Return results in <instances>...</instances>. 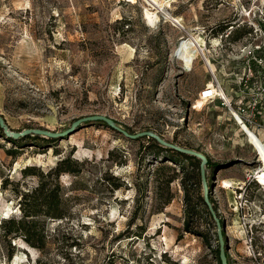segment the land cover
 Instances as JSON below:
<instances>
[{
  "label": "rangeland",
  "instance_id": "374dc122",
  "mask_svg": "<svg viewBox=\"0 0 264 264\" xmlns=\"http://www.w3.org/2000/svg\"><path fill=\"white\" fill-rule=\"evenodd\" d=\"M160 2L0 0V114L13 131H62L103 114L129 133L149 130L198 149L212 164L209 196L230 263L264 264V188L250 176L264 167V140L246 129L247 140L223 106L198 98L212 74L227 93L236 88L249 45L264 42V0ZM146 12L158 19L149 24ZM187 29L201 36L204 56L180 53ZM231 30L241 37L228 41ZM19 145L13 157L0 138V185L8 179L30 189L37 177H22L24 166L46 171L70 152L80 172L59 176L70 213L46 221L45 249L17 238L7 259L0 236V264H217L215 222L199 204L195 172H180L146 138L94 121L53 143ZM12 188L0 187V220L19 215ZM168 189L173 198L163 206ZM186 191L196 218L186 213Z\"/></svg>",
  "mask_w": 264,
  "mask_h": 264
},
{
  "label": "trees",
  "instance_id": "16d2710c",
  "mask_svg": "<svg viewBox=\"0 0 264 264\" xmlns=\"http://www.w3.org/2000/svg\"><path fill=\"white\" fill-rule=\"evenodd\" d=\"M224 28L225 27H221L220 30L223 31ZM232 32L233 30H231L229 34H227L226 36L228 38V41H236L241 37L240 34L237 33V30H235L233 34H231ZM247 32L249 33L250 30H248ZM126 130L129 131V129ZM0 138L5 139L7 142H10L12 144V147L14 148L7 149L6 153L13 157L17 155L16 149L23 147L20 146L19 144H21L23 141H26L27 139H31L33 141L39 139L45 143H53L57 140V138H46L40 135H31V134H27L25 136H21L17 139H14L12 137L6 136L1 127H0ZM141 138H146L150 142L152 147L156 150V153L158 155L162 152H165V155H162L161 158L165 157L166 161H170L175 165H177L180 172L184 173L187 167L193 169V171L195 172V176L197 177L199 183L201 184L200 171H199L200 160L198 158L192 155L178 152L172 148L164 147L160 145L157 141H155L153 138H147L145 136ZM71 155L72 153L70 152L68 155L58 160L54 166L50 167L46 171L40 170L34 165L24 166L20 170L22 177H26L29 175H34L37 177L36 185L30 189L27 190L19 189L18 188L19 181H13V180L9 181L8 179L2 181L0 185L1 188H5L7 184L13 185L12 189L14 194L18 198V210H19L18 216L9 215L7 217H3L0 220V236L5 240L7 259H11L12 256L14 255L16 243L13 242L17 238H20L23 242H25L27 245L33 248L39 250L45 249L47 244L46 221L48 219L59 220L68 217L70 210L67 204V200L64 197L63 189L59 182V176L64 173L76 175L80 172L78 168L77 159L73 158ZM211 166L212 164L207 157V163L205 165V169ZM166 168L174 171V168L171 166L160 167V169H166ZM184 174H186V172ZM176 175H177L176 172H173V174L167 178L166 184L168 185L176 177ZM186 176H183L182 179H186ZM106 180L114 188H119L122 185V183L119 182L118 178L116 177L106 178ZM255 184L259 187L257 183ZM172 198L173 196L168 189L166 195L163 197V206L167 205ZM184 200H185L186 213L188 214L189 217L196 218L197 205L189 201L188 191H186ZM198 200H199V204L203 205L206 209V212L210 214V212L207 210L206 205L204 204L202 195L198 196ZM209 200L211 201L210 196H209ZM262 224L264 226V223ZM213 225L215 226V224ZM186 230L191 231L190 228L187 226V224H186ZM222 235L225 239V234L223 230H222ZM216 241H217V249H216L217 264H221L219 259V244L217 240V235H216ZM225 255L228 264H231L229 261L227 251H225Z\"/></svg>",
  "mask_w": 264,
  "mask_h": 264
},
{
  "label": "built area",
  "instance_id": "2783aa9c",
  "mask_svg": "<svg viewBox=\"0 0 264 264\" xmlns=\"http://www.w3.org/2000/svg\"><path fill=\"white\" fill-rule=\"evenodd\" d=\"M263 51L264 42L254 46L249 45V49L245 52L248 62L238 74V78L235 75L236 88H231L229 93L224 90L217 77L212 75V85H205L198 94V98L205 103L217 101L219 105L223 106L228 112L227 119L235 123L247 140L249 134L246 129L251 130L256 136L264 140ZM250 176L258 183L259 187L264 188V184L257 182L253 173Z\"/></svg>",
  "mask_w": 264,
  "mask_h": 264
},
{
  "label": "water",
  "instance_id": "95a60500",
  "mask_svg": "<svg viewBox=\"0 0 264 264\" xmlns=\"http://www.w3.org/2000/svg\"><path fill=\"white\" fill-rule=\"evenodd\" d=\"M94 121H100L104 122L107 127L111 128L112 130L122 134L123 136L130 138V139H137L141 137H147V138H153L155 141H157L160 145L168 148H172L178 152L188 154L195 156L200 160L199 163V171H200V178H201V186H202V196H203V201L204 204L206 205L207 209L209 210L210 214L212 215L215 226H216V235H217V240L219 244V259L221 264H228L227 258L225 255V251L227 249V244L226 241L222 235V229L224 228V225H221L220 220L218 216L216 215L215 210L213 209L212 203L209 200V188H208V181L206 179V169L205 165L207 163V157L205 154L186 147H182L179 145H176L172 142H169L162 137H160L157 133L149 130H144L136 133H129L126 131L124 128L119 126L112 118L105 116L103 114H92L88 116H83L80 117L76 120H74L71 125L62 130V131H51L47 129H42V128H25L22 129L21 131H13L10 130L8 125L6 124L4 118L0 114V127L2 128L3 132L5 133L6 136L12 137L14 139H17L21 136H25L27 134L31 135H40L46 138H57V139H62L67 136H69L72 132L76 131L79 128V125H81L84 122H94Z\"/></svg>",
  "mask_w": 264,
  "mask_h": 264
},
{
  "label": "bare ground",
  "instance_id": "6f19581e",
  "mask_svg": "<svg viewBox=\"0 0 264 264\" xmlns=\"http://www.w3.org/2000/svg\"><path fill=\"white\" fill-rule=\"evenodd\" d=\"M149 2H151V4H156V3H161L160 0H147ZM146 19L148 21L149 24H152L154 21H156L155 19L157 18V14L154 12H146L145 14ZM158 19V18H157ZM185 32V36L184 38L186 39L187 42H185L180 50L181 54H187V53H191L192 55H202L204 56V49H203V41L201 39V36H194L192 34V32H190L188 29L184 31ZM193 49V50H192ZM175 55L177 56V51L175 52ZM208 66V65H207ZM209 68V66H208ZM213 75V74H212ZM262 150V158H264V144L263 146H261L260 148ZM264 164V163H263ZM256 172H254L253 174L255 175V177L257 178V182H259L260 184H264V167H261L257 170H255ZM253 172V170H252Z\"/></svg>",
  "mask_w": 264,
  "mask_h": 264
}]
</instances>
